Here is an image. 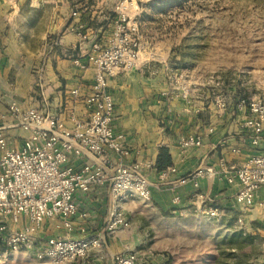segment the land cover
Returning <instances> with one entry per match:
<instances>
[{
  "label": "crops",
  "instance_id": "obj_1",
  "mask_svg": "<svg viewBox=\"0 0 264 264\" xmlns=\"http://www.w3.org/2000/svg\"><path fill=\"white\" fill-rule=\"evenodd\" d=\"M118 3L119 0H0V132L9 146L18 147L25 136L12 126V102L20 109L31 107L55 115L67 128L72 126L70 111L81 119L87 116L80 98L90 92L93 69H81L73 63L81 51L70 27L81 22L89 34L105 43ZM153 60L140 52L136 67L107 78L114 106L113 129L130 151L124 162L143 165L150 183V200L146 203L169 213L191 211L203 218L210 207L218 210V218L243 209L234 200L238 183H226L225 176L264 147L263 141L253 147L248 143L243 127L248 112L240 109L237 102L232 108H220L203 91L187 92L182 98L179 79H167L162 67L154 69ZM73 89H77V97L71 95ZM192 135L201 139L200 145L181 147L180 141ZM161 147L167 149L171 164L158 172L154 164ZM84 160L71 156L70 164L79 168ZM147 163L149 167L145 166ZM199 170L202 175L195 179L197 187L191 180L178 182ZM75 200L80 210L88 214L86 219H72L73 230L67 236L101 233L110 206L107 190L92 188L88 193L77 194ZM256 205L264 211L262 187L254 194L252 207ZM124 214L129 222L126 229L106 236L100 247L65 264H114L115 254L128 252L125 236L130 220L125 211ZM26 224L21 217L15 225L21 229ZM81 227L85 233H80ZM64 235L58 219H46L37 232L35 248L41 247L48 237Z\"/></svg>",
  "mask_w": 264,
  "mask_h": 264
},
{
  "label": "built area",
  "instance_id": "obj_2",
  "mask_svg": "<svg viewBox=\"0 0 264 264\" xmlns=\"http://www.w3.org/2000/svg\"><path fill=\"white\" fill-rule=\"evenodd\" d=\"M126 1L119 0L115 6L112 29L105 43L97 35L89 34L81 22L70 27L81 51L73 63L81 69H93L90 92L80 98L87 111L84 119L70 111L68 118L72 126L67 128L55 115L31 107L20 109L15 102L9 105L12 126L25 136L18 147H13L0 132V259L22 248H35L43 221L58 219L65 235L46 238L37 250L46 264L69 263L85 256L90 249L100 247L106 236L128 227V219L121 207L128 197L136 196L144 202L150 200V183L143 173V165L124 162L130 151L122 136L113 129L114 106L107 90L108 77L139 63L141 48L129 21ZM187 92L185 86L181 87L182 98ZM70 93L78 96L77 89ZM218 105L225 107L220 101ZM237 106L248 112L243 127L248 133L249 145L253 147L264 142V101L246 103L240 100ZM200 143L201 139L193 135L180 141L183 148ZM71 156L86 160L79 168H74L70 164ZM201 175L199 170L178 182L184 184L191 180L197 187L195 179ZM225 182L238 183L234 200L243 209H250L256 190L264 188V147L239 167L228 171ZM92 188H103L108 192L110 206L103 231L79 238L67 236L73 230L72 219H86L88 214L80 210L76 195L88 193ZM218 214L216 208L205 210L207 218ZM21 217L27 224L21 229L10 228V224H19ZM79 231L85 233V228L81 227ZM262 247L264 249V239ZM113 262L138 264V256L132 251L117 253Z\"/></svg>",
  "mask_w": 264,
  "mask_h": 264
},
{
  "label": "rangeland",
  "instance_id": "obj_3",
  "mask_svg": "<svg viewBox=\"0 0 264 264\" xmlns=\"http://www.w3.org/2000/svg\"><path fill=\"white\" fill-rule=\"evenodd\" d=\"M126 4L141 52L154 57V69L162 67L167 79L178 78L188 93L203 91L225 107L264 101V0ZM127 200L126 251L137 254L138 264H264V211L257 205L203 218L169 213L136 196ZM37 247L11 252L0 264H46Z\"/></svg>",
  "mask_w": 264,
  "mask_h": 264
},
{
  "label": "trees",
  "instance_id": "obj_4",
  "mask_svg": "<svg viewBox=\"0 0 264 264\" xmlns=\"http://www.w3.org/2000/svg\"><path fill=\"white\" fill-rule=\"evenodd\" d=\"M171 164L170 156L167 149L164 147L159 148L158 154L155 160L154 168L158 171H164Z\"/></svg>",
  "mask_w": 264,
  "mask_h": 264
}]
</instances>
